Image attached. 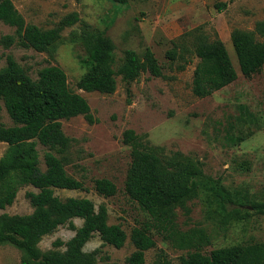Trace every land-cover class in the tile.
Here are the masks:
<instances>
[{
	"label": "rangeland",
	"instance_id": "374dc122",
	"mask_svg": "<svg viewBox=\"0 0 264 264\" xmlns=\"http://www.w3.org/2000/svg\"><path fill=\"white\" fill-rule=\"evenodd\" d=\"M26 21L43 29L56 27L67 15L78 14V21L66 26L62 39L51 52H39L17 44L6 46L3 36L15 28L0 20V68L12 54L36 78L39 69L58 65L68 76L69 87L90 104L95 122L84 115L62 119L64 132L72 139L66 169L84 182V189H57L62 198L87 197L96 208L106 206L111 224H120L129 237L118 248L105 244L99 233L86 243L84 250L99 249L96 264H126L135 251L130 234L134 227L151 222L147 211L126 193L125 182L131 164V147L124 143V132L133 129L150 145L163 147L165 156L183 154L198 161L201 179H211L224 186L232 202L227 211L213 192L200 189L175 211L182 230L203 229L211 243L205 253L215 248L237 244H264V68L251 77L243 75L231 40L234 29L254 31L264 20V0H13ZM219 3H227L221 8ZM105 32L115 46L116 67L125 50L143 55L150 48L163 66L164 74L142 73L128 85L117 76L113 93L86 91L77 86L85 73L80 57L98 34ZM217 36L225 42L238 78L207 97L193 93L194 71L199 58L194 53L198 35ZM258 39H261L257 35ZM176 49L178 58L171 62L168 52ZM130 90V93L128 92ZM0 121L11 125L4 109ZM9 145L0 141V158ZM41 167L46 169V147L39 144ZM113 180L118 191L105 197L94 189L97 178ZM28 191L22 186L15 201L0 215L26 214L33 211ZM262 205L256 207L255 205ZM76 228L83 219L75 218ZM76 229L69 223L42 238L43 251L53 249L56 240L68 242ZM156 246L146 252L144 264H180L181 258L195 249L176 247L153 229ZM62 248H65L64 246ZM24 253L17 247L0 245V264H22Z\"/></svg>",
	"mask_w": 264,
	"mask_h": 264
},
{
	"label": "trees",
	"instance_id": "16d2710c",
	"mask_svg": "<svg viewBox=\"0 0 264 264\" xmlns=\"http://www.w3.org/2000/svg\"><path fill=\"white\" fill-rule=\"evenodd\" d=\"M112 1L126 4L129 0ZM226 5L218 4L221 8ZM0 20L15 28L14 34L2 37L4 45L17 44L51 52L62 39L63 29L79 19L77 13H72L56 27L43 29L27 22L13 0H0ZM231 40L243 75L251 77L261 72L264 20L256 23L254 31L234 29ZM194 53L199 58L193 78V93L197 97L210 96L238 78L221 37L210 39L198 35ZM178 56L176 49L168 52L171 62ZM80 63L86 71L77 86L90 92H115L119 75L130 85L144 72L156 77L164 74L163 66L150 48L143 55L134 49L125 50L123 61L116 67L115 46L105 32L98 34L87 54L80 57ZM4 109L12 124L0 121V141L9 145L0 158V209L15 201L22 186L31 185L38 191L27 192L33 207L31 213L0 215V245L19 248L24 253L22 264H96L99 249L84 250L95 233H99L105 244L124 246L129 235L120 224L109 223L106 206L97 209L90 198H62L56 194L57 189L85 188L84 182L66 169L72 139L64 132L62 119L84 115L95 122L87 99L69 87L65 70L58 65H48L39 69L34 78L9 54L6 65L0 68V112ZM123 140L131 147L126 193L152 218L151 222L132 229L130 238L135 251L128 256L126 264L145 263L146 252L156 246L153 229L178 248L195 249L183 256L180 264H264V244H237L205 253L203 247L211 243L210 236L201 228L182 230L179 227L175 208L200 189L218 196L223 210L227 211V204L232 202L224 186L211 179H201L198 161L180 153L165 156L163 147L143 141L133 129L125 130ZM39 144L46 147L45 170L41 167ZM94 189L105 197L118 191L116 183L106 177L95 179ZM75 218L83 219L82 226L76 228ZM68 223L77 230L68 242L58 239L53 249H40L38 244L44 236ZM165 264L172 263L165 260Z\"/></svg>",
	"mask_w": 264,
	"mask_h": 264
}]
</instances>
